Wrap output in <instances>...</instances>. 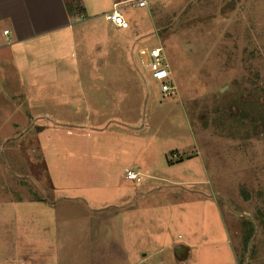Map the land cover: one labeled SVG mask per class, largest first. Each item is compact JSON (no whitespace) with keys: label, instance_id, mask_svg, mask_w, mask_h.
<instances>
[{"label":"rangeland","instance_id":"1","mask_svg":"<svg viewBox=\"0 0 264 264\" xmlns=\"http://www.w3.org/2000/svg\"><path fill=\"white\" fill-rule=\"evenodd\" d=\"M147 1L127 30L77 16L74 89L0 99V203L37 217L44 264L107 263L90 219L120 213L132 264H264V0Z\"/></svg>","mask_w":264,"mask_h":264},{"label":"crops","instance_id":"2","mask_svg":"<svg viewBox=\"0 0 264 264\" xmlns=\"http://www.w3.org/2000/svg\"><path fill=\"white\" fill-rule=\"evenodd\" d=\"M127 1L82 0L84 22L98 19L94 23L100 25L99 21L113 10L115 4L121 3L123 8ZM78 22L77 16L68 12L65 0H0V99L28 97L31 90L54 92V86L59 83H70L66 87L74 89L81 80L76 59ZM6 31L8 37L4 35ZM93 143L88 140L81 144L84 149L80 153L83 159L80 167L83 169L89 166L88 156L94 151ZM51 184L54 192L51 195L55 197L58 187ZM40 202L43 201L35 199L25 204L38 205ZM43 203L44 206L46 203ZM13 206L10 202L0 203V264H34L35 261L44 264V242L47 241L37 239L33 244L25 235L36 236L38 231V236L43 238L46 230L39 231L37 217L15 218ZM124 218L120 213L113 218L90 219V224L97 228V233H93L92 251L105 260V264H132L125 243ZM41 225L47 224L43 221ZM40 243H43L42 249ZM33 246L39 247L36 256L29 254ZM52 255L53 252L49 257Z\"/></svg>","mask_w":264,"mask_h":264},{"label":"built area","instance_id":"3","mask_svg":"<svg viewBox=\"0 0 264 264\" xmlns=\"http://www.w3.org/2000/svg\"><path fill=\"white\" fill-rule=\"evenodd\" d=\"M147 0H128L125 7H121V3L114 5L112 11L105 15V20L113 24L116 28L121 30H127L130 28V22L126 18L129 12L144 10L147 7ZM127 12V13H126ZM4 35L8 37L9 32H4ZM139 60L141 66L150 74V76L159 82L161 92L166 96L174 95L176 87L170 85L171 72L167 63L166 55L163 48L143 49L139 52ZM126 178L129 181L141 183L142 178L139 174L129 171Z\"/></svg>","mask_w":264,"mask_h":264},{"label":"trees","instance_id":"4","mask_svg":"<svg viewBox=\"0 0 264 264\" xmlns=\"http://www.w3.org/2000/svg\"><path fill=\"white\" fill-rule=\"evenodd\" d=\"M65 4L67 6L68 12L71 15H82L84 14V7L82 0H65ZM261 122L264 124V118H262Z\"/></svg>","mask_w":264,"mask_h":264}]
</instances>
